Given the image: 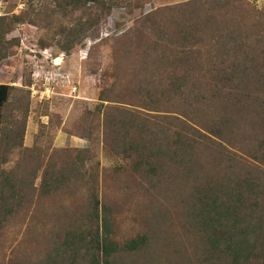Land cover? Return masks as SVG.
I'll use <instances>...</instances> for the list:
<instances>
[{"label": "rangeland", "instance_id": "rangeland-1", "mask_svg": "<svg viewBox=\"0 0 264 264\" xmlns=\"http://www.w3.org/2000/svg\"><path fill=\"white\" fill-rule=\"evenodd\" d=\"M100 1L88 2V10L72 8L71 4L66 8L68 0H0V33L7 31L0 37V56L4 57L0 84L12 86L2 110L0 143L8 130L18 131V146L7 150L1 145V151L8 158L4 168H13L17 184L28 187L23 209L0 228V264H39L55 243L66 242L68 233L85 236L93 232L96 198L100 206L106 205L107 218L115 224L111 235L119 243L143 232L153 235L157 252L148 257L143 250L147 258L134 257L135 263L130 264L157 260L166 264H221L216 261L219 258L200 251L201 227L194 224L193 233L185 224L191 228L189 221L199 206L196 193L207 189L201 171L207 168L212 172L214 157L219 177L222 171L243 177L246 171L261 167L264 116L258 112L250 115L242 101L220 104L223 101L211 99L197 101L187 109L174 98L162 110L154 111L141 94L140 82L146 77L144 67L149 75L157 70L162 75L190 73L199 81L215 77V71H209L208 54L214 35L230 30L228 21L251 31L247 32L249 46L256 41L251 61H260L256 77L263 85L264 58L256 57L264 53V39H255L258 35L254 34L264 33V0H230L226 10L203 28L191 25L193 39L189 40L169 39L177 24L183 26L186 16L181 11L173 12L178 15L177 22L170 10L162 12L157 29H148L153 13L188 0ZM205 13L209 17L213 11L201 8L195 16L202 18ZM84 23L93 27L91 31L77 33ZM72 27L75 33L68 36ZM70 40L74 44L66 48ZM171 43L181 44L177 54L195 56L202 67L182 65L186 57L174 58ZM196 45L201 47L200 54L190 48ZM153 47H158L157 54L144 57V51ZM241 52L237 49L220 58L223 80L218 87H244L243 68L230 70ZM174 60L180 63L175 65ZM228 115L242 117L246 128L251 126L249 140L239 134L241 120L233 124L232 132H226L218 122L213 132L203 130L198 123V117L211 122L223 117L225 121ZM150 129L151 138L161 149L160 138L166 144L176 143L170 150L183 142L195 149L191 154H160L157 150L156 159L130 150L133 142L143 144L138 133L148 136ZM218 130L227 137L220 136ZM152 165L159 169L155 177L147 175ZM50 172L57 177L49 184L59 189L45 193L44 180L48 181ZM178 237L185 243L178 245Z\"/></svg>", "mask_w": 264, "mask_h": 264}, {"label": "trees", "instance_id": "trees-1", "mask_svg": "<svg viewBox=\"0 0 264 264\" xmlns=\"http://www.w3.org/2000/svg\"><path fill=\"white\" fill-rule=\"evenodd\" d=\"M68 1L65 7L68 8V5L71 4V7L76 9H82L80 8L81 6L84 8L88 7V2H101L100 0ZM229 2L230 0H188L179 5L162 8L152 14L156 19H151L152 21L148 29H157V20L162 12L170 10L169 13L173 16V19H176L175 17L178 18V15L173 12L181 11L186 16L183 26L180 28L177 24L172 29L173 32L170 34L169 39H193V33L190 31L192 27L190 26L194 24V26L198 25L203 28L206 22L209 23L214 20L215 16H220L219 12L226 10ZM201 8L205 12L211 9L213 14L208 17L205 13L202 18L196 17L195 12H198ZM85 9L89 10V8ZM0 21L3 20L1 19ZM175 21L177 22V19ZM229 21H233V19L229 18ZM227 23L230 30L228 29L225 33H217L214 35L213 46L211 52L208 54V59L212 65L209 71L214 70L213 76L215 77L199 81L198 76L196 77L190 73L177 74L175 72H165L162 75L161 72H156L157 70L150 71L153 74L149 75L147 67H144L143 74L146 77L140 82L142 85L140 91L141 94L143 93V98L147 99V104L150 105L151 110H162L163 105L174 98L187 109L193 108L194 103L197 101H210L211 99L213 101H223L220 104L227 102L239 103L242 101L246 108L249 109L250 115L254 116L258 112L264 116V111L261 109L264 104V84L260 85V81L256 77L260 70V61H251V58L252 60L254 59L252 47L256 41L253 40L252 45L249 46L247 32L251 33V31L247 28H237L228 21ZM0 24L3 26L2 23ZM92 28L91 25L84 23L80 26L77 33L85 34L91 31ZM74 30L75 28L72 27L69 30L70 32H67L68 36H72L75 33ZM179 31L180 33H178ZM156 33L158 35V32ZM6 34L7 31L0 33V37L3 36L4 38ZM254 35H258L255 39H264V33H255ZM197 39H203V37L197 36ZM154 43H157V41ZM73 44L74 42L70 40L66 43L65 47H72ZM170 46V52L173 53L174 58L180 59L181 57H186L181 61L183 63L182 65L192 68L202 67L200 61L195 56L187 54V52L177 54L176 49L183 47L181 44L171 43ZM190 48H193L198 54L201 53V47L199 45ZM237 49L242 50L241 54L243 55L238 61L235 60V63H232L230 70L236 69L239 66L243 68L245 77L244 87L239 90L237 88L218 87L223 80L221 66L218 64L222 62L220 58L224 57V54L229 55ZM157 51L158 47H153L148 51H144L143 56L148 57L153 53L157 54ZM3 58L0 56V61ZM256 58H264V53ZM154 61L158 64L160 63L158 58ZM179 63L180 60H174L175 65ZM248 70L249 73H247ZM224 71L227 75L228 71L226 69ZM232 72L235 71L233 70ZM151 75L153 76L149 77ZM11 88L12 86L8 84H0V126L3 124L2 110L7 103ZM224 108H227V106H224ZM237 120H241L238 124L239 134L244 139L249 140L251 126L246 128L242 117L235 118L228 115L225 121L223 117L222 121L211 122L201 120L198 117V123L203 127V130L208 129L210 132H213V128L217 126V122L224 127L226 132H232V126L238 122ZM262 123L264 124V122ZM18 130L20 131V127ZM152 130L150 129L148 133L149 137L144 134L145 132H137V138L139 139L140 137L143 140V144L139 145L133 142L134 144H131L129 149L134 152H145L150 155L149 157L151 159L158 157V153H155L157 150L160 154L170 153L172 151L175 153L183 151V154H185L184 151H188V154H191L195 149L193 144H190L191 147H189L183 142L178 149L175 147V149L170 150L173 146H176V143L166 144L164 138H160V144L163 146L161 149V147L159 148L156 145L155 139L151 138L153 137ZM262 131L264 132V130ZM218 134L223 138L227 137V134L223 135L222 130H218ZM215 135L217 136L216 132ZM17 136L18 131H12L10 129L5 133L4 142L0 143V228H2L1 226L10 217L17 215L23 209L25 202L24 196H27L28 187H22L17 184L15 170H12L13 168L8 170L4 168L8 158L1 151V145H6L7 150L16 148L18 146L16 142ZM262 140L261 147H264V138ZM181 155L179 156L181 157ZM260 157L261 167H258L257 171H253L252 169L246 171L242 174L243 177H236V174L230 171H222V177L217 176L216 173L219 170L215 167L216 157L213 158L212 172L207 168L201 171L204 180L203 187H207V189L196 193L195 202L199 206L189 221L191 228L187 224L185 225L193 233L194 224L197 225V228L201 227L202 234H198L201 245V248H199L200 251L203 253L206 252L207 255L210 254V258H219L216 261L221 264H264V151L260 153ZM196 161L198 160L196 159ZM165 166L166 163L160 165V169ZM149 170L150 172H147V175L152 177L158 175L159 169H156L154 165L149 166ZM52 174L53 172L48 174L47 182L44 180L45 193H52L59 189V187H51L49 184L50 181H54L57 177L55 176L57 173L53 177L51 176ZM107 212L106 205L100 206L98 198H96L93 204V217L96 221V227H91V231L93 232L85 233L86 237L80 235L82 234L81 232L78 234L73 232L68 233L66 242L60 244L55 243L57 245L52 249L51 253L46 259L41 260L39 264H125V261L130 264L134 262V257L137 260L141 258L146 259L147 257L143 256L146 253L149 257L157 252V247L153 245V235L147 232L137 234L123 243L115 240L111 235L115 224L107 218ZM147 224L148 227L151 226L150 222ZM180 224L184 226L183 222ZM156 239L158 238L156 237ZM173 242L175 243V239ZM183 243H185L184 239L180 237L178 245ZM143 250H146V253ZM215 254H218L219 257H215ZM179 255L180 253L175 258ZM9 264L19 263L11 261ZM150 264L166 263L157 260ZM180 264L187 263L180 262Z\"/></svg>", "mask_w": 264, "mask_h": 264}, {"label": "bare ground", "instance_id": "bare-ground-1", "mask_svg": "<svg viewBox=\"0 0 264 264\" xmlns=\"http://www.w3.org/2000/svg\"><path fill=\"white\" fill-rule=\"evenodd\" d=\"M59 61H60V58H58V59L55 60V62H57V63H58Z\"/></svg>", "mask_w": 264, "mask_h": 264}]
</instances>
